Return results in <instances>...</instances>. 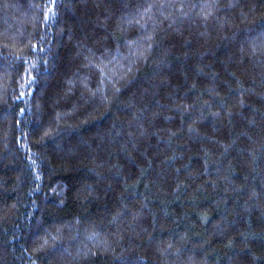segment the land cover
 Wrapping results in <instances>:
<instances>
[{"label":"trees","instance_id":"obj_1","mask_svg":"<svg viewBox=\"0 0 264 264\" xmlns=\"http://www.w3.org/2000/svg\"><path fill=\"white\" fill-rule=\"evenodd\" d=\"M0 264H264V0H0Z\"/></svg>","mask_w":264,"mask_h":264}]
</instances>
